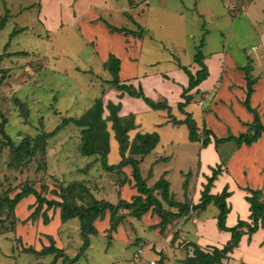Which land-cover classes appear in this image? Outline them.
<instances>
[{"label": "rangeland", "instance_id": "374dc122", "mask_svg": "<svg viewBox=\"0 0 264 264\" xmlns=\"http://www.w3.org/2000/svg\"><path fill=\"white\" fill-rule=\"evenodd\" d=\"M233 2L236 9L231 8ZM132 5L130 0H0V21L9 15L5 28L0 31V55L4 54L15 29L23 30L12 38L7 52L28 53L25 57H6L0 63V69L7 72L0 85V112L7 119L6 131L13 141L19 143L26 137L50 133L64 119L81 117L100 97L101 91H106L102 89L103 78L112 79L104 68L112 54L123 65L120 79L132 84V78L137 80L144 73H165L182 65L191 69L196 65L195 57L199 52L205 59L217 53L234 55L239 65L249 63L247 53H253L252 57L261 53L259 48L258 52L251 49L258 47L264 32V0H137ZM109 25L136 34L130 35L131 41L125 43L126 36L109 33ZM131 63L136 64L137 70ZM134 73L137 75L131 76ZM232 94L235 96L234 92ZM18 102L24 104L23 109ZM227 105L229 116L218 120L224 130L217 133L224 138L240 135L235 123H239L238 116L233 105ZM157 114H147L145 120ZM186 127L177 138L188 134ZM108 130L107 160L109 165H114L121 161L119 144L111 123ZM168 135L166 131L165 138L161 136L162 144L166 143ZM6 143L0 134V202L6 196L13 198L29 186L48 200L60 201L51 191L59 192L60 185L73 182H83L98 200L112 204L123 199L131 201L139 195L131 166L109 173L101 166L99 156H82L81 128L73 124L47 141L44 159L43 152L39 151L36 157L24 160L15 169L10 167L15 156ZM194 143L187 137V142L160 145L156 152L144 157L140 170L148 186L163 177L171 183L174 200L181 201V194L188 185L193 194L200 149ZM168 155L170 159L165 157ZM134 158L140 160L141 157ZM89 163L93 164L92 170L88 175L82 174L80 170ZM184 177L188 179L187 187ZM154 195L162 200L159 193ZM4 206H0V264H51L52 255L39 257L25 252L27 248L43 250L50 245L49 236H53L57 247L65 249L69 258L80 254L84 241L78 219L62 224L60 209L44 206L39 218L30 220L37 207L33 196L23 200L13 212L7 204ZM214 210L219 212L218 208ZM44 212L50 219L48 225L44 223ZM130 213L120 212L125 218L116 232L109 231V212L104 220L97 221L98 235L90 236V248L75 264H152V261L162 264L163 259L164 264H178L174 255L182 257L185 251L173 250L171 243L165 242L166 234L174 232L168 226H173L174 221L161 225L162 220L153 209L140 217ZM56 264L64 262L60 259Z\"/></svg>", "mask_w": 264, "mask_h": 264}, {"label": "trees", "instance_id": "16d2710c", "mask_svg": "<svg viewBox=\"0 0 264 264\" xmlns=\"http://www.w3.org/2000/svg\"><path fill=\"white\" fill-rule=\"evenodd\" d=\"M8 14H6L0 21V31L3 30L8 22ZM110 33H122L126 37L136 34L135 31L118 28L109 25ZM21 30L15 29L11 34V39L5 46L4 54L0 55V63L6 57L15 56H28L27 52H18L15 54L8 53L7 50L12 42V38L16 37V34ZM141 35L142 31H139ZM195 63L198 64L201 69L194 75L188 67H180L189 78V85L184 88L182 97L185 99L184 103H180L178 108L184 113L185 107L190 103V97L186 96L190 91L198 87L203 81L209 77L207 66L204 64V56L199 52L195 57ZM104 68L111 75L112 79L105 81L111 89L120 91L122 94H127L130 97L142 99L146 105L151 109L167 111L171 113V108L166 102L153 101L149 99L140 85L138 88L131 84L122 83L120 80L121 61L115 55H110L108 60L104 63ZM246 74L247 81V98L243 102L244 106L249 112L254 115V121L250 126V133L241 134L238 137H228L224 139L215 138V143L224 142H235L237 147L241 145H252L257 142L264 135V125L260 120L258 112L253 109L250 105V98L253 93V85L255 80L250 77L249 67L242 68ZM0 85L6 78L7 72L0 69ZM106 95V91L102 90L100 97H98L93 105L79 118H66L62 121V124L57 126L54 131L50 133H43L35 138L26 137L19 143L13 141L6 131L7 119L0 112V134L7 140L5 145H8L11 152L14 154V163L10 166L15 169L18 164L24 162V160L31 159L37 156L39 151L43 152L42 159L45 158L44 149L47 141L57 135L65 126L73 124L78 128H81L82 143L80 146L82 156L84 157H95L99 156L101 166L109 173L123 170L128 166L133 169V178L135 180V187L139 195L132 198L131 201L120 200L118 204H112L108 201L98 200L91 190L83 182H73L67 186L60 185L59 192L52 190L51 193L59 196L60 201L48 200L41 192H38L35 188L29 186L23 188L13 198L6 196L0 202V206L5 207L7 204L8 209L13 212L15 208L25 199L30 196H34L36 199L37 207L35 211L30 215V220H36L39 218L41 211L44 206L47 209H60V220L62 224H65L71 220L78 219L80 224L81 237L84 241L81 248L80 254L75 258H69L65 252V249L59 248L56 245V241L53 236H49L50 245L45 247L41 251H36L32 248L25 249L26 253L36 254L37 256H54V260L51 264H56L60 259L63 260L64 264H75L83 256L90 246V236H97L98 230L95 227L97 221L104 220L106 213H110V229L109 231L116 232L118 226L122 223L125 218L120 212L123 210L131 211V215L143 216L147 214L151 209L161 218V225H167L172 220L175 221L192 211L203 212L211 204L219 209V215L217 217V226L219 231L229 232L231 239L222 248H210L203 250L199 245L192 243L190 244L194 251L193 256L188 257L183 261V264H221L222 260L228 259V255L240 247L242 237L248 236L249 241L251 237L259 230H264V201L263 193L260 190H253L250 188L245 189L247 195L246 201L250 205V222L239 221L234 227H227L226 220L230 213V207L227 204V199L231 196L228 189H224L222 193L212 195L211 188L218 176L222 174L221 166L217 169H212V176L208 178V183L204 185V190L201 192L200 202L196 205H190L188 202L181 203L174 200L172 193L170 192V183L165 178H161L153 186H148L147 181L143 178L140 170V163L144 157L151 154L160 142V136L158 133H138L133 140L130 139L129 133L136 129L135 115L130 114L126 117L119 115L122 105H117L109 102L107 107L104 105L103 98ZM23 109V103L18 102ZM105 107L109 112L108 116H105ZM172 118V116H170ZM172 122L175 125H186L189 130V139L192 142H201L202 147L205 148L211 143L210 136L212 132L205 130L204 138L201 140L198 134L195 120L190 115L183 121H178L172 118ZM111 123V130L115 134V139L119 144V152L121 161L118 164L109 165L108 155L110 153V131L108 130V124ZM127 153L129 156H127ZM132 156V157H131ZM134 156L141 157L140 160L134 158ZM93 164L89 163L85 169L80 170L82 174L88 175L89 171L92 170ZM187 174L186 176H188ZM187 187V184H186ZM185 188V186H184ZM47 191V187L43 188ZM185 190V189H184ZM159 193L162 197L160 200L154 194ZM166 203L170 208H175L178 212L173 213L170 210H166L163 204ZM45 215V212L43 213ZM45 225L50 223L47 214L44 219Z\"/></svg>", "mask_w": 264, "mask_h": 264}, {"label": "crops", "instance_id": "0c3cea01", "mask_svg": "<svg viewBox=\"0 0 264 264\" xmlns=\"http://www.w3.org/2000/svg\"><path fill=\"white\" fill-rule=\"evenodd\" d=\"M130 1L133 3L132 6L137 2V0ZM129 38L130 36L123 38L125 43L131 41ZM91 39L93 38H89V40ZM258 48L261 53H255L254 57H252L253 53H247V57L249 58L247 65H239L238 59L234 55L225 56L217 53L214 57L204 58V64L208 68L209 77L186 95L190 97L191 101L185 107L184 113L179 110L178 106L180 103L185 102L182 94L184 88H187L189 85V78L180 67H173L165 73L152 75L144 73L137 80L132 78L130 82L136 88L141 85L145 95L149 99L166 102L171 108L170 114L163 110L155 111L146 105L142 99L122 94L120 91L111 89L108 84H105L102 88L106 90V95L104 96L106 107L109 102L115 105L120 103L122 105L119 113L120 116L135 115L137 127L132 131L134 132L133 136L131 135L132 132L129 133L131 140L138 133L156 132L160 135V142L153 152H156L160 145H175L179 144L181 140L187 142L189 132L177 138V134L183 131L182 129L186 126L175 125L172 122V118L183 121L190 115L196 122L201 140L204 138L203 133L205 130L212 132L210 136L211 143L207 147L203 148L201 142L194 143L199 145L200 149L198 151L199 164L195 173V189L193 194H190L191 185L190 188L188 185V188L181 194V201H176L181 203L188 202L190 205L198 204L201 192L204 190V185L208 183V178L213 174L212 169H217L221 166L222 174L214 182L210 193L217 195L222 193L226 188L231 193V196L227 199V204L230 207V213L226 220L227 227H234L239 221L250 222V205L245 199L247 195L245 189L250 188L262 191L264 201V135L254 144L241 145L240 147H237L235 142H224L218 145L215 143V138L224 139V137L217 133L221 129L224 130L223 124H219L220 121L218 120L226 119L229 116L230 107L227 104L233 105V109L236 112L235 115L238 116L239 123L236 121L235 123L240 135L246 133L250 127L248 128L241 124L239 120L245 124H249V126L254 121V115L243 105L247 94L246 74L242 69L244 67H249L250 77L255 80L250 105L258 112L260 120L264 125V32L261 34L258 47H253L251 50L258 52ZM131 64L135 65L137 70L136 64ZM122 67L121 62L120 75L123 73ZM200 69L201 67L198 64L194 65L191 69L189 68L194 75ZM136 75L134 73L131 76ZM108 80L103 78V82ZM120 80L122 83L125 82L123 79ZM232 92L235 93V96H233ZM161 96L164 99H161ZM209 103L210 109H207ZM106 107L105 116H108L109 112ZM154 112L158 113L157 116L146 121L144 116ZM176 128L178 129L176 130ZM166 131L169 132V135L165 141L166 143L162 144V137L165 138ZM189 142L193 143L190 139ZM165 157L170 159L171 156ZM165 157L161 156L162 159ZM185 175L187 174L185 173ZM163 176L166 177V175ZM187 181L188 179L184 177V185L187 184ZM172 196L176 198L174 194ZM29 198H32V196ZM164 204L165 207L167 206L166 210H170L173 213L178 212L177 209H169V206L166 203ZM216 208L215 204H211L203 212L190 211L187 215L176 219L172 224L173 226L168 225L174 229V232L172 235L169 234V236H167L168 233L166 234L165 242H170L173 250L178 252L180 250L185 251V255L182 257L181 254L174 255V258L179 262L178 264H183L184 260L193 256L194 249L190 245L192 243L199 245L203 250H208L213 247L222 249L229 242L231 234L219 231L218 229L217 217L220 212H216L214 210ZM169 237H171L170 240ZM160 246L163 247L162 244ZM157 252L161 253L162 250H157ZM164 261L163 259L160 262L164 264ZM221 264H264V230L259 229L251 237L250 241L247 235L242 237L240 247L235 249L233 253H230L228 259L222 260Z\"/></svg>", "mask_w": 264, "mask_h": 264}, {"label": "built area", "instance_id": "2783aa9c", "mask_svg": "<svg viewBox=\"0 0 264 264\" xmlns=\"http://www.w3.org/2000/svg\"><path fill=\"white\" fill-rule=\"evenodd\" d=\"M236 7H237V6H236V5L234 4V2H233V3L231 4V8H232V9H236ZM152 264H155V263L152 262Z\"/></svg>", "mask_w": 264, "mask_h": 264}]
</instances>
